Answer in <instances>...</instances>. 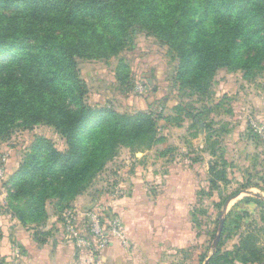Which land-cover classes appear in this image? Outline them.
I'll return each mask as SVG.
<instances>
[{"label":"rangeland","instance_id":"rangeland-1","mask_svg":"<svg viewBox=\"0 0 264 264\" xmlns=\"http://www.w3.org/2000/svg\"><path fill=\"white\" fill-rule=\"evenodd\" d=\"M160 1L161 17L155 24L131 25L122 20L125 31L118 30L115 20L101 24L106 39L102 48L107 52L102 51L97 59H75L84 106L105 109L117 117L150 116L157 141L149 147L122 144L110 154L99 143L80 175L74 171L66 176L43 165L35 176H24L23 166L32 161L39 141L63 153L68 150L66 139L44 122L23 125L22 108L9 119L8 108L0 105V264H20L23 260L16 233L28 232L41 245L44 241L47 245L57 240L73 242L65 234L64 220L69 214L88 237L86 214L97 213L107 204L106 198L125 196L123 186L133 180L146 182L148 193L162 195V206L169 209L175 202L166 201L178 199L179 209L167 215L152 212L143 218L146 235L138 243H143L146 251L138 254H144L148 264H204L215 250L220 218L224 232L217 248L222 253L233 251L241 235L262 228L257 242L264 255V208L245 203L264 198V137L254 128L264 127V60L258 68L252 67L248 78L240 68L219 67L210 76L197 66L191 70L188 66L185 71L181 67L185 38L180 35L170 2ZM86 29L62 27L55 35L76 38L86 35ZM40 34L30 37L31 45L39 43ZM94 48L98 49L97 44ZM257 50L250 47L245 57ZM226 53L219 56L226 58ZM236 64L241 63L237 60ZM42 70L43 65L34 62L9 73L27 77ZM6 94L7 90L0 88V101L7 100ZM51 95L64 110L73 108L71 97ZM91 138H83L85 147ZM103 139L101 136L99 141ZM76 182H82L83 189L73 195ZM29 188L32 194L25 193ZM61 189L65 190L63 196L56 195ZM31 200L40 221L23 225L15 213L26 214ZM51 227L55 230L52 238L47 236ZM138 261L143 264V259L137 258L135 264Z\"/></svg>","mask_w":264,"mask_h":264},{"label":"trees","instance_id":"trees-1","mask_svg":"<svg viewBox=\"0 0 264 264\" xmlns=\"http://www.w3.org/2000/svg\"><path fill=\"white\" fill-rule=\"evenodd\" d=\"M167 1L173 7L181 28L180 35L185 38L181 44L185 49L182 51L181 67L185 71L188 66V70L197 66L210 76L219 67L240 68L248 78L252 67L258 68L264 60V0ZM160 2L0 0V88L7 90V100L0 101V105L8 108L9 119L22 108L20 113L24 116L22 123L25 126L31 127L40 122L54 126L68 145V150L61 153L52 144L39 141L32 161L23 166L24 176H35L43 165L66 176L74 171L80 175L85 169L86 159L92 156L99 143L106 146L107 153L112 154L117 145L146 148L157 141L155 124L150 116L139 113L117 117L105 109L93 110L84 106L83 87L76 72L75 59H97L102 51L107 52L102 48L106 39L101 24H113L115 20L119 31H125L122 20H128L131 25L155 24L161 17ZM88 6L91 7L88 9ZM10 11L14 13L6 15ZM203 18L207 20L206 24H203ZM86 26V35L78 34L76 38L55 35L58 28L75 31ZM207 27L215 30L210 31ZM34 33H41L37 45L30 44ZM94 44L98 49L94 48ZM250 47L258 50L247 58L245 56ZM221 52H227L226 58L219 56ZM237 60L241 64H236ZM34 62L43 65L39 74L24 77L9 73L19 67L28 68ZM51 93L63 98L71 97V101H75L73 108L70 111L61 108ZM88 135L92 136L91 144L85 147L83 138ZM101 136L104 139L99 141ZM81 183H75L73 195L83 189ZM25 193L32 194L31 188ZM64 193L65 190L61 189L56 195L63 196ZM245 203L259 204L264 208V198L247 199ZM26 211V214L15 213L23 225L40 221L32 200ZM261 230L258 228L241 235L233 251L222 253L216 248L212 256L206 257L209 258L208 264L220 261L223 264H264L263 250L257 242Z\"/></svg>","mask_w":264,"mask_h":264},{"label":"crops","instance_id":"crops-1","mask_svg":"<svg viewBox=\"0 0 264 264\" xmlns=\"http://www.w3.org/2000/svg\"><path fill=\"white\" fill-rule=\"evenodd\" d=\"M257 112L255 114L261 115L260 112ZM179 149L183 150L182 147ZM146 185V182H137V180L126 182L123 186L126 192L125 196L120 199H118L120 196L106 198L107 204L103 203L107 206L104 210L105 216L117 218L122 228L121 237H112L107 246L98 247L91 244L89 247H77L74 241L61 242L59 240L57 243L49 245L44 241L41 245L42 243H35L33 236L28 232L16 233L18 242L16 244L22 249L23 260L20 264H135L137 258L143 259V264H148L144 254H138V252L145 253L146 251L143 243H138L142 239L145 240L143 238L146 235L143 218L152 212L167 215L172 209L178 208L176 205L178 199L171 197L166 201L167 204L175 202L171 209L168 206H162L165 202L162 195L151 196ZM174 198L175 200H173ZM102 200L104 202V199ZM155 204L158 206L155 207ZM88 208L90 207L88 206ZM52 229V227L49 228L47 232V236L51 235V238L53 234L55 235V230ZM83 230L81 229V232ZM138 262L140 264L142 261Z\"/></svg>","mask_w":264,"mask_h":264},{"label":"built area","instance_id":"built-area-1","mask_svg":"<svg viewBox=\"0 0 264 264\" xmlns=\"http://www.w3.org/2000/svg\"><path fill=\"white\" fill-rule=\"evenodd\" d=\"M253 124L254 122L252 121L251 125L253 126ZM254 128L257 134L263 138L264 127L254 126ZM111 198L117 197L114 195L111 196ZM106 207V205H103L95 214H86L88 219V238H86L87 236L82 234V232L78 229L76 224L77 219L75 217H72L69 214V219L66 218V220H64L65 234L74 241L77 247H89L91 244H95L98 247H104L109 244L112 237H121V223L117 218L105 216L104 210Z\"/></svg>","mask_w":264,"mask_h":264},{"label":"water","instance_id":"water-1","mask_svg":"<svg viewBox=\"0 0 264 264\" xmlns=\"http://www.w3.org/2000/svg\"><path fill=\"white\" fill-rule=\"evenodd\" d=\"M199 127L202 130V125H199ZM228 203H229V201H227L226 204L223 207V211H222L223 214H224V212L227 209ZM222 229H223V220L220 218L219 223H218V230H217L216 239H215L214 245H213V248H215V249L217 248V245L219 243V240H220V237H221V233H222ZM208 262H209V258L204 262V264H208Z\"/></svg>","mask_w":264,"mask_h":264}]
</instances>
